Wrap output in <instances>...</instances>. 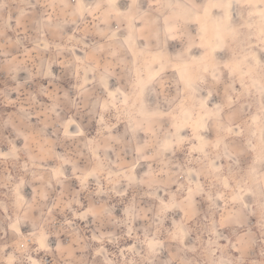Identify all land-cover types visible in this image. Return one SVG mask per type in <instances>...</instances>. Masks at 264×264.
Masks as SVG:
<instances>
[{"label":"rangeland","instance_id":"1","mask_svg":"<svg viewBox=\"0 0 264 264\" xmlns=\"http://www.w3.org/2000/svg\"><path fill=\"white\" fill-rule=\"evenodd\" d=\"M84 1L0 0V264H264V0Z\"/></svg>","mask_w":264,"mask_h":264},{"label":"bare ground","instance_id":"2","mask_svg":"<svg viewBox=\"0 0 264 264\" xmlns=\"http://www.w3.org/2000/svg\"><path fill=\"white\" fill-rule=\"evenodd\" d=\"M231 1V3L234 5V4H236L237 2H238V0H230ZM110 2L112 3V4H116V6H117V3L119 2V0H110ZM228 2V1H227ZM77 3L79 4V6H81L82 8H84V6H85V1L84 0H77ZM231 3H230V5H231ZM113 5V6H114ZM118 8V7H117ZM116 8V9H117ZM235 8V7H234ZM232 9L233 8H230L229 7V5H228V7H227V10H226V12H225V14H226V22H227V25L229 26V25H231L233 22H232ZM224 14V15H225ZM262 16H263V14H262ZM206 18H208V20H210L211 18H213V13H210V14H208L207 16H206ZM215 19V18H214ZM212 20V19H211ZM210 20V21H211ZM264 20V19H263ZM224 22V21H223ZM209 24V23H208ZM227 26V27H228ZM204 27H207V24L205 23V26ZM210 27V26H209ZM208 28V27H207ZM222 34V33H221ZM218 43V42H217ZM211 46H212V49H213V51L215 52L216 51V47H217V45H216V42H213L212 44H211ZM210 46V47H211ZM254 58H256L257 59V63H258V60H259V54L256 52V53H254ZM114 92V91H113ZM76 124V121H74V120H72V121H70L69 123H67V125H66V132H71L72 131V127L71 126H73V125H75ZM76 127V126H75ZM78 127H80L79 125H78ZM75 132V131H74ZM200 138V137H199ZM202 139V138H201ZM17 230H19V227H17ZM39 244H41V246H43V247H45V248H47V245H46V243H45V240L43 239V237L42 238H40L39 239ZM35 264H42V263H40L39 261H35L34 262Z\"/></svg>","mask_w":264,"mask_h":264}]
</instances>
